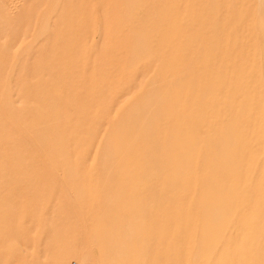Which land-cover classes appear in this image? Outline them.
I'll use <instances>...</instances> for the list:
<instances>
[{
    "label": "rangeland",
    "instance_id": "374dc122",
    "mask_svg": "<svg viewBox=\"0 0 264 264\" xmlns=\"http://www.w3.org/2000/svg\"><path fill=\"white\" fill-rule=\"evenodd\" d=\"M0 264H264V0H0Z\"/></svg>",
    "mask_w": 264,
    "mask_h": 264
},
{
    "label": "bare ground",
    "instance_id": "6f19581e",
    "mask_svg": "<svg viewBox=\"0 0 264 264\" xmlns=\"http://www.w3.org/2000/svg\"><path fill=\"white\" fill-rule=\"evenodd\" d=\"M228 2V1H227ZM229 4V3H228Z\"/></svg>",
    "mask_w": 264,
    "mask_h": 264
}]
</instances>
